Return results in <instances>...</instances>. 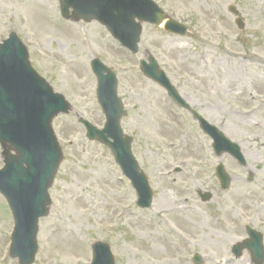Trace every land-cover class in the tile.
<instances>
[{
    "label": "rangeland",
    "instance_id": "rangeland-1",
    "mask_svg": "<svg viewBox=\"0 0 264 264\" xmlns=\"http://www.w3.org/2000/svg\"><path fill=\"white\" fill-rule=\"evenodd\" d=\"M153 1L189 34L142 23L131 54L97 22L61 18L58 0H0V42L15 33L34 71L70 104L51 120L62 157L31 264H89L94 241L109 245L114 264H194V254L201 264H254L246 250L231 253L247 237L245 226L262 233L264 246V0ZM229 5L243 17L242 28ZM36 9L52 15L40 35L30 18ZM148 54L190 106L239 145L245 166L215 156L190 113L141 74L138 61ZM93 57L115 74L125 111L120 126L152 194L147 209L137 207L108 147L88 140L78 122H104ZM218 163L231 176L227 190L215 176ZM205 192L210 199L202 201ZM12 227L0 195V264H19L8 252Z\"/></svg>",
    "mask_w": 264,
    "mask_h": 264
},
{
    "label": "water",
    "instance_id": "water-1",
    "mask_svg": "<svg viewBox=\"0 0 264 264\" xmlns=\"http://www.w3.org/2000/svg\"><path fill=\"white\" fill-rule=\"evenodd\" d=\"M60 11L69 17V9L75 20H96L132 52L137 50L141 23L159 25L165 18L160 8L152 0H59ZM238 16V11L229 7ZM243 27L240 17L236 20ZM165 30L183 35L186 27L172 19H166ZM143 74L161 85L179 106L188 108L177 94L163 71L152 57L148 62L140 61ZM91 68L97 77V99L105 114L103 129L98 130L87 121L80 119L90 140L107 145L123 174L127 176L138 195V205L148 207L150 191L142 173L130 152L131 138L123 135L119 119L124 112L115 94L114 75L97 59L91 61ZM69 106L61 95L51 88L31 69L24 47L14 34L0 45V146L4 166L0 170V193L6 198L15 222L12 234L11 257H17L20 264H30L36 250V222L47 214L49 187L57 165L61 159L59 147L53 137L50 121L59 112L66 113ZM203 132L212 140L216 155L227 152L240 164L244 159L239 147L231 143L215 126L209 124L196 112H192ZM13 152V153H12ZM216 175L221 188L229 185V176L221 164L216 167ZM209 193L201 195L206 201ZM249 239L232 247L236 256L246 248L255 264H264L262 237L247 228ZM91 264H113L106 244L95 242L92 246ZM194 262L200 264L198 255Z\"/></svg>",
    "mask_w": 264,
    "mask_h": 264
},
{
    "label": "bare ground",
    "instance_id": "bare-ground-1",
    "mask_svg": "<svg viewBox=\"0 0 264 264\" xmlns=\"http://www.w3.org/2000/svg\"><path fill=\"white\" fill-rule=\"evenodd\" d=\"M30 15H31L30 18L32 20L33 25L35 26L37 33L39 35L43 34L46 31V24L48 20L52 18V15L48 11L44 12L43 9H36L33 11L31 10ZM174 209H176L177 211H183V209H187V208L185 206L175 207L174 205L172 206V210Z\"/></svg>",
    "mask_w": 264,
    "mask_h": 264
}]
</instances>
